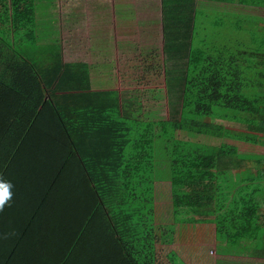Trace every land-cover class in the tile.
<instances>
[{"label":"trees","instance_id":"16d2710c","mask_svg":"<svg viewBox=\"0 0 264 264\" xmlns=\"http://www.w3.org/2000/svg\"><path fill=\"white\" fill-rule=\"evenodd\" d=\"M37 16V0H0V93L6 90L4 93L14 95L19 80L24 79L19 64L30 62L17 48L37 44ZM89 40L80 39L79 46L74 44L72 48L84 53L88 51ZM95 46L98 50L97 43ZM193 48L189 50L183 115L179 121L152 120V113L141 118L143 93L154 94L156 101L164 89L159 83L153 87L145 85L149 71H154L157 79L161 78L155 63H148L157 57L156 52L142 56L140 49L135 48L134 54L124 49L118 53L119 59L106 62L111 67L118 63L120 71L117 72L123 75L135 69V65L142 69L138 71L140 89L130 98L135 104L134 113L121 120L115 111L110 113L113 121L128 128L127 133H122L126 143L119 173L127 208L129 212L137 209L133 219L138 227L136 235L130 238L119 235L101 198L89 184L92 222L88 221L84 230L79 228V233H74L80 242H72L65 249L53 245L45 249L37 242L33 251L42 259L24 258V233L32 232L31 224H26L0 258V264H159L161 235L156 229V207L159 196L162 197L160 188L170 192L174 223L212 224L216 240L224 248H237L240 240H256L264 247V225L258 221L264 210V107L256 106L260 103L250 98L249 90L240 81L234 80L230 62L214 50L207 49L198 55V50L195 52ZM127 55L132 59H124ZM46 107L51 110L50 104ZM25 122L24 129L28 128ZM233 124L241 126L234 128ZM3 126L6 124H0V129ZM6 134L7 131L0 130V139ZM66 147L74 158L72 143L67 142ZM243 163L254 165L256 174L244 178L240 169ZM79 170L84 175L81 161ZM0 172L3 176L2 169ZM31 219L35 220V215ZM95 221L99 224L90 229ZM18 243H22L21 249L15 247ZM16 251H21L20 259ZM166 257L171 264H188L174 250Z\"/></svg>","mask_w":264,"mask_h":264},{"label":"crops","instance_id":"0c3cea01","mask_svg":"<svg viewBox=\"0 0 264 264\" xmlns=\"http://www.w3.org/2000/svg\"><path fill=\"white\" fill-rule=\"evenodd\" d=\"M194 2L198 8L192 28V48L200 3L204 8L218 5L217 17L215 22L213 21L215 28L211 31L207 29L208 19H212L214 14L209 13V16L204 14L206 16L204 42L214 41L213 50L225 61L230 62L234 80L240 81L249 90L248 95L251 99L261 98L257 97L258 95L264 96V0H195ZM193 4L192 2L191 5ZM125 6L118 3L117 9ZM227 28H230V32H225ZM36 31L38 33V16ZM89 39L88 51L84 53H80L82 50L74 52V47L72 50L61 48L59 52L64 67L65 60H68L66 57L70 55L75 58L72 64L66 65L65 71L59 68V53L56 59L53 56L48 57L50 51L41 48L43 43L39 39L37 44H34L36 45L34 51L26 48L29 44L17 48L30 64H19L24 79L19 80L14 95L10 92L4 93L6 90H1L0 93V124H6L0 130L7 131L6 136L0 139V169L4 173L2 176L0 172V178L13 185L12 199L5 205L3 211H0V258L11 247L18 231H21L26 224H31L29 228H32V232L24 233L26 235L24 258L28 256L42 259L33 251L37 242L45 249L51 248V245L65 249L70 248L72 242L76 244L80 242L79 236L74 233H79V228L84 230V225L88 221L92 222V212L89 211L92 195L89 192V184H92L98 193L107 215L120 235L117 221L119 216L118 211L113 210L111 186L120 182L123 189L119 168L123 165L122 156L126 143L122 133H127L128 128L118 121H113L110 113L112 111L118 113L116 114L118 120L128 119L132 113L123 115L118 106L111 107L110 99H108L110 103L106 104L108 107L102 106L103 108L99 110L90 105L79 108L78 105L83 103V98L76 97L71 105L67 103L64 95L69 93L65 88L71 83L72 77L69 76V72L72 65L74 68H79L88 64L85 66L89 68L86 70L88 80H82L80 75H77V79L75 80L74 77L72 81L83 86L88 83L90 86L84 90L79 86L78 95L80 97L82 93L91 96L97 94L98 98H93L96 102L101 96L111 98L115 94V96L124 95L131 98L134 93L137 95L140 89L139 76H141L138 71L141 72L142 69L139 70L135 65V69L126 75L118 73L117 71H120L118 63L113 67L106 63L110 60L108 57L113 54L107 50L104 54L107 58L97 56L98 51L95 46L97 39ZM118 39L117 37L115 40ZM120 46H117L118 50ZM122 48L125 49L123 46ZM135 48L137 51L140 48L143 56L142 43H137ZM118 53L120 51L116 54ZM49 61L52 62L51 65ZM60 80L63 81L60 83ZM56 84L60 85V92H57V101L54 104L52 89ZM256 90L259 93H256ZM60 96L64 99L59 107ZM39 101H42L41 105ZM130 103H133L132 99ZM46 104L51 105V110H46ZM125 106L126 104L123 105L124 109ZM25 121L28 122V128L24 129ZM93 130L94 134H104L112 141L107 149L104 144L102 150L103 153H107V157L116 154V165L113 167L112 162L106 159L101 161L100 155H97L100 153H96L98 152L96 149V154H92L88 150L76 147L78 133L83 131V134H86ZM67 142L73 145L76 152L74 158L68 153ZM119 159L121 166L118 168ZM80 161L85 170L84 175L79 170ZM99 166L104 170L103 174L99 171ZM53 185L56 187L51 192ZM92 208L95 209L93 205ZM123 208L128 214L127 205ZM31 215H35L36 219L29 220ZM121 215L123 216V213ZM133 219L134 217L132 222ZM98 224V221H95L90 229L96 228ZM15 247L21 249L22 243H18ZM21 254V251H16L15 255L20 259ZM59 254L61 255V252ZM59 254L55 257H59Z\"/></svg>","mask_w":264,"mask_h":264},{"label":"rangeland","instance_id":"374dc122","mask_svg":"<svg viewBox=\"0 0 264 264\" xmlns=\"http://www.w3.org/2000/svg\"><path fill=\"white\" fill-rule=\"evenodd\" d=\"M194 1L37 0V35L38 39L43 43V47L41 48L50 51L48 57L52 58L51 56H53L56 59L59 53V68L63 71H65L66 65L73 63L75 58L70 55L66 57L68 60H65L64 67V61L59 51L61 48L72 50L73 45L79 44L78 40L80 39L96 38L98 47V50H96L98 51L96 52L97 56L107 58L106 55L102 54L109 50L113 54H110L111 56L108 57L110 59H119V54L116 53L124 50L122 46L125 47V51L134 54L135 48L133 49V47H136L137 43H142L145 55H151L153 51L156 52L155 55L157 57H151L152 60L149 59L148 63H155L154 66L161 71L160 79H157L154 71L146 73L147 83L145 81V85L153 87V85L159 83V85L162 84L164 89L163 93L156 96V101H154V94H146L145 92L144 95L143 93L142 102L144 106H141V118L144 119L147 114L152 113V120L179 121L183 115V95L188 72V53L192 45V28L196 8H198V5ZM192 2L194 3L193 5H191ZM118 3L126 6L123 8L118 7V10ZM217 6L209 5L208 8H204L202 3H200L196 23V36L193 41V50L195 52L198 50V55L201 52H206L207 47L208 50L213 51L212 45H214V41L204 42L206 36L204 25L206 16L204 14L208 16L209 13L214 14L212 19H208L207 29L211 31L212 28H215L213 21L215 22V18L217 17ZM225 32H230V28H227ZM117 37L119 38L118 41L115 40ZM124 37L126 38L123 39ZM124 40L125 43H123ZM88 46L89 43H86V47ZM117 46H120L119 50ZM35 47L36 45L30 43L26 48L34 51ZM124 59L131 60L132 56L127 55ZM153 59H155L154 62ZM48 63L49 65L52 64L51 61ZM86 65L79 68H74V65H72L73 67L69 72V76L72 77L71 83L65 88L66 92L69 93L68 95L66 93L64 95L67 103L72 105L76 97L83 98L82 100L84 101L78 105L79 108L90 105L99 110L102 106L104 107L110 103L108 102V99H110L111 107L118 106L120 113L123 115L134 113L133 107L135 104L130 103L131 99L124 97V95L115 96L114 94L111 98L101 96L97 102L93 100V98H98L97 94L91 96L82 93L79 97V86L81 90H84L90 85L88 83L84 84V86L78 85V83L72 80H74V77H76V80L77 75H80L82 80H88V71L86 70H89V68L85 67ZM61 81L63 80H60V83ZM58 91L60 92V85L56 84L52 89L54 104L57 101L56 96ZM257 91L256 93H259ZM257 97L261 98L255 99V101L260 103L256 104V106L264 107V96L258 95ZM63 99L60 96L59 107ZM124 104H126V109L123 107ZM205 119L207 118L205 117ZM231 126L237 128L241 125L233 124ZM93 132L95 131L93 130L86 134H83V131L79 132L76 147L88 150L92 154L97 150L98 152L96 153H100L97 155H100L101 161L106 159V161L113 163V167L116 165V154L113 153L107 157V153H103L102 150L104 144H106L105 149H107L112 141L109 140L108 136H104V134L98 135ZM102 166L104 167V165ZM117 166L118 168L121 166L120 159L117 161ZM98 169L103 174L104 170L100 166ZM240 169L244 172V178L254 176L257 171L254 165H244V163ZM121 188L120 182L114 183L111 186L113 210L118 211L119 217L117 221L120 235L124 238H130L138 232V227L132 224L135 222H132L135 210L133 209L130 212L128 210V214L124 212L123 207L126 205V198L125 191ZM160 192L162 197L159 196L156 207L158 213L156 229L160 230L161 235L159 242L161 248H159L158 252L159 264H171L168 262L166 256L173 250L188 264H264V247L256 240H240L237 248L231 249L225 247L228 249L226 251L224 244H218L219 242L216 240L214 225L174 223V209L170 192L165 188H160ZM121 213H123V216ZM258 221L264 225V210L260 213Z\"/></svg>","mask_w":264,"mask_h":264},{"label":"clouds","instance_id":"9594fccd","mask_svg":"<svg viewBox=\"0 0 264 264\" xmlns=\"http://www.w3.org/2000/svg\"><path fill=\"white\" fill-rule=\"evenodd\" d=\"M12 187L13 185L10 182L0 178V211H3L5 205L12 199Z\"/></svg>","mask_w":264,"mask_h":264}]
</instances>
